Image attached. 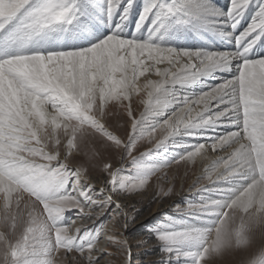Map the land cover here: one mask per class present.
<instances>
[{
	"label": "snow or ice",
	"instance_id": "1",
	"mask_svg": "<svg viewBox=\"0 0 264 264\" xmlns=\"http://www.w3.org/2000/svg\"><path fill=\"white\" fill-rule=\"evenodd\" d=\"M209 152L162 264H264V0H0V264H131L120 199Z\"/></svg>",
	"mask_w": 264,
	"mask_h": 264
},
{
	"label": "rangeland",
	"instance_id": "2",
	"mask_svg": "<svg viewBox=\"0 0 264 264\" xmlns=\"http://www.w3.org/2000/svg\"><path fill=\"white\" fill-rule=\"evenodd\" d=\"M221 5V1L218 0ZM222 6V5H221ZM137 112L140 110L139 106H136ZM114 124H125L126 118H121L119 120L114 119ZM123 134V132H121ZM143 151V147L141 148ZM212 155V154H211ZM112 161L115 163L117 157L113 155L111 157ZM75 163H88L85 159L74 161ZM90 175L93 178V182L97 187H100V183L103 180L102 174L99 172L97 167V162L93 161L88 163ZM201 165L195 163L191 164H181L173 165L170 169H165L167 173L166 179L163 178L161 174L162 182L166 187H172L173 192L170 196L166 198H157L154 196L152 188L142 192L139 195H133L129 198H121L120 203L124 206V211L128 214V227L127 229L121 228L122 237L127 239L128 245L131 250V264H162L165 259L164 254L160 251L159 242L157 241L153 229L166 214H171L175 211L174 204L181 200L189 199L193 194H190V189L197 179V175L200 172ZM203 172L200 174L202 175ZM155 183V181H154ZM202 184H206L207 181H201ZM112 211H115L113 207ZM67 215H73L69 213ZM109 214L106 213L105 216L100 217L96 221L95 227L101 222L107 221ZM121 224H123V218L120 219ZM82 223H90L88 221L77 220V225ZM111 228V225H109ZM261 240L259 235L257 236L256 243L259 246ZM106 247L107 251L115 252L114 248L108 247L106 245H101ZM125 255L122 253L119 257H108L102 260V264H123ZM240 256L234 252H228L216 259V264H239Z\"/></svg>",
	"mask_w": 264,
	"mask_h": 264
},
{
	"label": "bare ground",
	"instance_id": "3",
	"mask_svg": "<svg viewBox=\"0 0 264 264\" xmlns=\"http://www.w3.org/2000/svg\"><path fill=\"white\" fill-rule=\"evenodd\" d=\"M220 1H221V5L222 6L228 3V0H220ZM216 45H218L221 48L223 47V45L219 41L216 42ZM122 125H125V124H122ZM215 158H216V154L209 152L206 159H197L196 163L201 165V168L199 170L200 172L198 173L197 177L201 176L200 173L203 172V169L206 166L210 165L212 160L215 159ZM190 194L194 195L195 193L194 192H190Z\"/></svg>",
	"mask_w": 264,
	"mask_h": 264
}]
</instances>
